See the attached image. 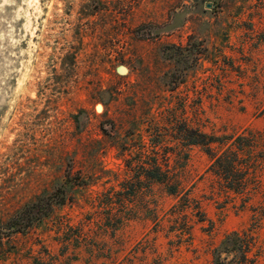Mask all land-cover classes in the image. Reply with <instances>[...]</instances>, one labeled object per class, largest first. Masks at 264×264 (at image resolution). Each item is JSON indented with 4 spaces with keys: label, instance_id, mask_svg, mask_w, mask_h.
I'll use <instances>...</instances> for the list:
<instances>
[{
    "label": "rangeland",
    "instance_id": "obj_1",
    "mask_svg": "<svg viewBox=\"0 0 264 264\" xmlns=\"http://www.w3.org/2000/svg\"><path fill=\"white\" fill-rule=\"evenodd\" d=\"M185 127L259 133L261 194L227 189ZM0 264H264V0H0Z\"/></svg>",
    "mask_w": 264,
    "mask_h": 264
},
{
    "label": "trees",
    "instance_id": "obj_2",
    "mask_svg": "<svg viewBox=\"0 0 264 264\" xmlns=\"http://www.w3.org/2000/svg\"><path fill=\"white\" fill-rule=\"evenodd\" d=\"M185 136L186 138L192 136V139L188 141L189 145L204 148L207 155L211 158L208 172L225 180L228 183V186L226 184L227 189L229 188V190H233L237 194L245 195L246 201H250L253 197L261 194V190L258 187L259 183H256L254 187H250L256 180V175L261 168V161L258 160L260 148L257 145L259 144V133L250 132L247 135L242 133L240 135L216 137L185 127ZM215 148L219 150L216 151ZM146 176L149 180L166 185L169 188V192L173 195H176L180 189L181 184L177 175L170 170L163 171L156 158L150 160ZM253 179L255 180L253 181ZM230 184L231 186L229 187ZM66 198L67 190L65 187H59L49 196L39 197L36 202L27 205L20 212L17 218L10 223L9 230L24 232L34 221L51 215L54 210V204H65ZM127 210L126 207L122 206V212L125 213ZM125 219L126 215H120L118 222L123 225ZM227 241L234 242L229 251L241 253L245 248L247 250L251 248L242 244L240 246L236 245L238 241L240 243L243 242L237 232L230 235L225 242L227 243Z\"/></svg>",
    "mask_w": 264,
    "mask_h": 264
},
{
    "label": "water",
    "instance_id": "obj_3",
    "mask_svg": "<svg viewBox=\"0 0 264 264\" xmlns=\"http://www.w3.org/2000/svg\"><path fill=\"white\" fill-rule=\"evenodd\" d=\"M207 7L210 8L211 7V4H208ZM121 68H124V67H121Z\"/></svg>",
    "mask_w": 264,
    "mask_h": 264
}]
</instances>
